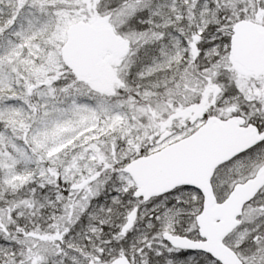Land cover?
Masks as SVG:
<instances>
[{"label": "snow or ice", "instance_id": "snow-or-ice-1", "mask_svg": "<svg viewBox=\"0 0 264 264\" xmlns=\"http://www.w3.org/2000/svg\"><path fill=\"white\" fill-rule=\"evenodd\" d=\"M0 264H264V0H0Z\"/></svg>", "mask_w": 264, "mask_h": 264}]
</instances>
